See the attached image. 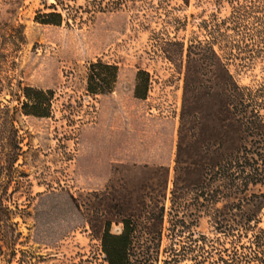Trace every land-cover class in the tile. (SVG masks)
I'll use <instances>...</instances> for the list:
<instances>
[{
  "label": "rangeland",
  "instance_id": "1",
  "mask_svg": "<svg viewBox=\"0 0 264 264\" xmlns=\"http://www.w3.org/2000/svg\"><path fill=\"white\" fill-rule=\"evenodd\" d=\"M53 3L0 0V204L11 214L0 228V264H108L100 242L105 223L121 233L131 199L159 194V168L170 173L160 264L171 246L187 249L180 264H264V209L254 208L252 229L222 233L206 207L190 201L188 230L170 237L184 76L161 52L165 41L209 42L221 31L214 45L228 70L239 86L258 89L264 86V1L260 11L239 19L241 36L217 25L248 0H129L91 20L81 11L83 22L38 23V13H50L46 5ZM97 60L120 72L114 93L94 98L86 74ZM138 71L150 73L145 100L134 95ZM27 87L55 92L51 118L23 113ZM201 105L216 104L205 96ZM229 208L219 203L216 217L236 226L241 213Z\"/></svg>",
  "mask_w": 264,
  "mask_h": 264
},
{
  "label": "trees",
  "instance_id": "2",
  "mask_svg": "<svg viewBox=\"0 0 264 264\" xmlns=\"http://www.w3.org/2000/svg\"><path fill=\"white\" fill-rule=\"evenodd\" d=\"M127 1L86 0L81 6H72L70 3L75 0H54L50 6L46 5L51 12H39L36 21L61 27L71 21L83 22L78 15L81 11L91 20L96 14L122 9ZM258 1L248 0V5H239L217 28L225 26L226 30L241 36L239 19L249 10L260 11ZM218 33L223 35L215 30L209 42L192 41L186 45L183 41H165L161 51L184 76L168 222L170 237L174 240L190 226L187 221L190 201L206 207L207 214L214 218L215 230L222 233L252 229L257 221L254 208L264 209V193L252 192L253 188L264 187V86L258 89L239 86L215 49ZM257 34L262 33L256 30L253 36L259 37ZM119 72L118 66L101 60L89 63L87 94L94 98L113 94ZM149 84L150 73L138 71L134 91L137 99L147 98ZM205 96L216 105H201ZM22 97L25 115L41 119L52 117L53 90L27 87L22 90ZM156 174L161 180L159 194L150 199L142 192L131 199V218L119 221L120 234H113L112 223H105L100 242L108 264L161 263L170 173L168 169L159 168ZM221 202L227 203L230 211L241 213V221H237L236 226L216 217L220 210L214 207ZM5 220L10 222L11 214L0 204V228ZM162 254L167 258L163 264H180L189 257L184 247L179 252L171 246Z\"/></svg>",
  "mask_w": 264,
  "mask_h": 264
}]
</instances>
